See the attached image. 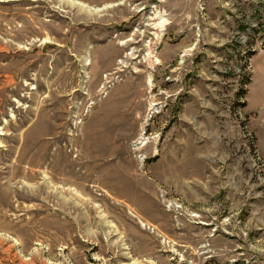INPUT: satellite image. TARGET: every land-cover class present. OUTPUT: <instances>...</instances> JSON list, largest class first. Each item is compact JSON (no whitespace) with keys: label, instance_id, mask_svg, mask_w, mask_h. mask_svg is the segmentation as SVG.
<instances>
[{"label":"rangeland","instance_id":"obj_1","mask_svg":"<svg viewBox=\"0 0 264 264\" xmlns=\"http://www.w3.org/2000/svg\"><path fill=\"white\" fill-rule=\"evenodd\" d=\"M263 27L264 0H0V264H264Z\"/></svg>","mask_w":264,"mask_h":264},{"label":"bare ground","instance_id":"obj_2","mask_svg":"<svg viewBox=\"0 0 264 264\" xmlns=\"http://www.w3.org/2000/svg\"><path fill=\"white\" fill-rule=\"evenodd\" d=\"M264 28V27H263ZM249 32H250V30H249V28L246 30V32L245 33H247V34H243V37H245V36H248L249 37ZM244 41V40H243ZM253 41V40H252ZM150 82V81H149Z\"/></svg>","mask_w":264,"mask_h":264},{"label":"built area","instance_id":"obj_3","mask_svg":"<svg viewBox=\"0 0 264 264\" xmlns=\"http://www.w3.org/2000/svg\"><path fill=\"white\" fill-rule=\"evenodd\" d=\"M242 37H243V35H242ZM244 38V37H243Z\"/></svg>","mask_w":264,"mask_h":264},{"label":"crops","instance_id":"obj_4","mask_svg":"<svg viewBox=\"0 0 264 264\" xmlns=\"http://www.w3.org/2000/svg\"><path fill=\"white\" fill-rule=\"evenodd\" d=\"M247 105V104H246Z\"/></svg>","mask_w":264,"mask_h":264}]
</instances>
